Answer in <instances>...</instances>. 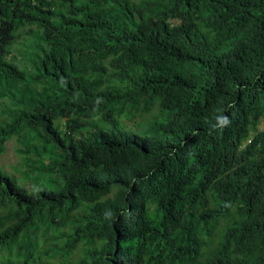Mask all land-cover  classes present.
<instances>
[{"label": "trees", "instance_id": "16d2710c", "mask_svg": "<svg viewBox=\"0 0 264 264\" xmlns=\"http://www.w3.org/2000/svg\"><path fill=\"white\" fill-rule=\"evenodd\" d=\"M0 99V153L15 136L54 178L0 171V245L36 226L62 264L83 238L74 264H264V0H0Z\"/></svg>", "mask_w": 264, "mask_h": 264}, {"label": "rangeland", "instance_id": "374dc122", "mask_svg": "<svg viewBox=\"0 0 264 264\" xmlns=\"http://www.w3.org/2000/svg\"><path fill=\"white\" fill-rule=\"evenodd\" d=\"M25 33L19 35L18 39L12 41L10 49L11 54L16 55L17 59H21L23 56L30 55L26 49H22L23 36ZM18 63V62H17ZM156 108V107H155ZM157 111V108H156ZM154 114L152 112L145 114L147 119L153 118ZM9 119H4V121L0 122V125L6 123ZM137 121L140 123V118L137 117ZM134 120L125 119L124 122L130 125L132 128L136 129H144V125H139V123ZM262 128V125L260 126ZM5 149L2 153H0V171L3 173L11 174L16 180L17 183L26 187L29 190H33L38 182L47 181L50 182L54 178L49 173L38 174L33 172L31 175H27L26 173H30V167L28 164L24 162V156L27 154L25 150V145H23L15 136H9L4 141H2ZM51 159H46L45 163L51 165ZM3 169V170H2ZM29 169V171H27ZM32 170V169H31ZM38 187V185L36 186ZM2 210L0 211V213ZM1 215V214H0ZM84 210L83 208H78L77 210L71 211L70 216H83ZM222 222V221H221ZM29 234H21L15 240H8L4 244L0 245V264H62L61 260L57 257H53L52 255L42 254L39 250H37L38 246H45L44 242V232L43 230H37V227H33ZM55 233L59 234L58 229L50 230L48 234H46V238L53 237ZM1 234V233H0ZM38 234V241H37ZM70 234L60 238L58 241H48L53 247L57 246L60 243L65 242V244L69 243L68 238ZM88 246L89 244L86 242V238L82 239ZM219 238L216 235L211 240V247L214 248L217 246ZM40 242V243H38ZM47 242V244H48ZM103 240L95 239V246H99ZM85 243L80 242L77 246H79L78 251L66 258L67 264H74L75 260H70L72 257L77 259L82 252V248L85 246ZM81 245H83L81 247ZM47 247V246H46ZM90 247V246H89ZM73 254V253H72Z\"/></svg>", "mask_w": 264, "mask_h": 264}, {"label": "clouds", "instance_id": "9594fccd", "mask_svg": "<svg viewBox=\"0 0 264 264\" xmlns=\"http://www.w3.org/2000/svg\"><path fill=\"white\" fill-rule=\"evenodd\" d=\"M6 99H0V111H3L5 109ZM5 117L0 116V120L4 121ZM230 124V118L227 115H218L216 117V123L211 126L212 130L217 129H225ZM2 148L5 149L4 145L2 144ZM35 188V187H34Z\"/></svg>", "mask_w": 264, "mask_h": 264}]
</instances>
